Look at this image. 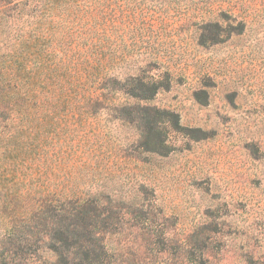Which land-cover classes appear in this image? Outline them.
Instances as JSON below:
<instances>
[{"label": "rangeland", "instance_id": "374dc122", "mask_svg": "<svg viewBox=\"0 0 264 264\" xmlns=\"http://www.w3.org/2000/svg\"><path fill=\"white\" fill-rule=\"evenodd\" d=\"M121 3L103 28L115 31L116 72L159 87L140 105L150 110L61 112L39 175L104 195L111 264L264 260V0ZM142 114L150 127L131 121ZM4 228L0 213V249Z\"/></svg>", "mask_w": 264, "mask_h": 264}, {"label": "trees", "instance_id": "16d2710c", "mask_svg": "<svg viewBox=\"0 0 264 264\" xmlns=\"http://www.w3.org/2000/svg\"><path fill=\"white\" fill-rule=\"evenodd\" d=\"M121 1L0 0V264L112 262L103 235L115 230L116 219L103 206L104 195L53 188L49 175H39L38 155L54 139L51 123L61 112L150 110L140 105L159 87L116 72L115 31L103 28L113 29ZM139 120L150 127L144 114L131 118ZM42 248L45 261L35 256ZM184 264L213 262L189 253ZM244 264L264 260L244 257Z\"/></svg>", "mask_w": 264, "mask_h": 264}]
</instances>
